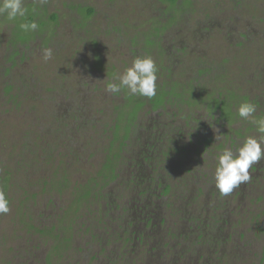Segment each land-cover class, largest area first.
Listing matches in <instances>:
<instances>
[{"label": "rangeland", "instance_id": "obj_1", "mask_svg": "<svg viewBox=\"0 0 264 264\" xmlns=\"http://www.w3.org/2000/svg\"><path fill=\"white\" fill-rule=\"evenodd\" d=\"M25 7L27 15L18 17L16 25L0 17V191L10 207L7 214H0V264H47V257L49 264H123V258L130 264H170L173 256L180 262L189 258L184 264H264V172L260 188L253 191L250 186L241 204L237 197L228 196L234 214L228 216L221 242L220 236L213 240L205 233L210 228L220 231L207 209L179 230L188 237H179L175 230L178 236L173 244L178 252L173 256L164 247L156 249L155 243L126 249L120 242L124 233L111 240H116L114 248L101 251L102 240L112 238L115 208L108 205L103 213L104 205L117 194L120 182L102 181L105 167L114 155L122 179L129 175L140 180L147 175L144 157L155 150L151 149L154 136L144 128H155L156 121L150 124L153 118L159 120L162 114L171 121V116L183 127L189 122V130L196 133L208 127L205 109L217 90L227 95V101L215 103L225 119H215L213 124L222 134L234 135L239 129L236 109L245 93L259 104L254 117L264 118V0H186L174 9L166 0H48L43 6L25 0ZM30 17L39 28L25 32L19 24ZM164 25L171 31H164L162 49L151 52L158 71L164 69L157 76L156 90L181 93L187 84L200 89L191 92L190 99L183 96L184 103L178 107L167 105L161 112L146 107L139 121L143 135L135 140L136 132L125 141L127 128L136 119L137 100L130 98L127 89L111 94L106 85L118 82L114 77L134 57L150 56L144 52L146 45H153L149 36ZM211 25L216 29L206 33ZM12 37L16 47H7ZM45 48L53 52L47 62L42 58ZM184 48L188 56L175 52ZM165 49L172 54L170 61L163 55ZM14 50L18 54L13 56ZM5 68L11 72L5 74ZM170 68L176 73L171 80L163 74ZM8 86L13 88L9 92ZM241 121L251 128L249 120ZM253 126L243 131L244 138L257 135ZM114 139L117 145L111 153ZM124 142L129 146L125 153ZM166 144V149H158V161L170 167L179 156L189 157L194 164L192 152L174 153L191 150L192 145ZM163 152L166 156L158 159ZM205 163L215 167L212 159ZM178 173L175 184L185 180L189 186L191 180ZM250 173L252 182L255 175ZM181 189L177 205L188 207L192 193ZM135 204L132 212L138 214L140 206ZM43 228H54V234L41 236ZM56 235L59 242L54 241Z\"/></svg>", "mask_w": 264, "mask_h": 264}, {"label": "flooded vegetation", "instance_id": "obj_2", "mask_svg": "<svg viewBox=\"0 0 264 264\" xmlns=\"http://www.w3.org/2000/svg\"><path fill=\"white\" fill-rule=\"evenodd\" d=\"M159 28L162 27L160 26ZM206 73L210 74L209 72ZM173 87L177 88L178 86L174 85ZM182 87L187 89L185 91H182L180 94L181 104L184 103L183 96H187V98L190 99V93L192 91L195 92L200 89V87L198 86H189L188 84L187 87ZM174 91L175 89L173 91L171 90L167 92L174 93ZM217 91L212 92V94L211 91L209 92L211 94L209 96L210 106L207 105V108L205 109V114L207 115L208 119V122L206 120L205 123L208 125V127H205L202 130L197 129L198 131L196 132H199V139L197 138L193 141H190V139H188L187 137L183 138L181 141V143H183V145L185 146L193 144L191 150L193 151L195 149L197 153V156L195 155L196 157L194 158V164H191L192 160L189 157H185L181 160L179 159V156H177V158L175 159L176 163H174L175 161L172 162V165L169 167V165L165 164L166 161H158L155 158V160L151 163V169L147 167V165L145 166L147 175H144L140 180L133 176L132 178L131 176L129 178L127 172H125L124 174V177L128 175L127 180H125V178L122 179V176L120 175V177L118 178L120 182L117 194H114L113 197L108 199L104 205L105 207L103 213L107 211L108 205L115 206V208L114 211L112 210V238L109 237L107 241L105 239L102 240L104 242L103 246L101 244V248H103L101 251L103 253H106L107 250H109V248L111 247L114 248V244H116L115 241L117 240V238L121 237L120 235L122 233H124L123 239L120 242L125 243L126 249L131 248L132 250V248L136 246L143 247L145 243H155L156 249H162V247H164L166 252L169 251V256H173V253L178 252V246L176 244H173V238L178 236V234H175V230H178V232L179 230H184L183 227L187 228V223H191L193 220L200 218L203 210L207 209L212 211L210 217L213 216V222L211 221V223L213 224V226L219 228L220 231H217V229L214 228H210L206 230L205 233H209V237L213 240H216L217 237L220 236L219 242H221V240L225 238V228L228 225V216H232L234 214L232 208L229 207L230 201H227L230 197V194L228 195L229 197L226 196L221 198L219 196L214 187V182L212 179V174L215 167L213 165L211 167L206 166L205 162H208V159H211V156L214 153L219 152L223 147H235L238 141H242L244 139L243 131L251 130V128L254 126L252 124L251 128H246L247 126H244L245 124L241 121L242 119L240 120V118L238 117L236 121L238 122L239 129L235 132V134H228L230 135L228 136L227 132H225V136L222 140L215 141V136L212 135L214 130V128L212 127L214 125L213 121L215 119H225L222 115V110L217 107L215 103L227 101V95L225 96L220 90L219 92ZM245 94L246 95H242L243 100L251 101L256 105L257 108L259 104L255 100H251V98L249 97V93L248 95L247 93ZM170 97L167 99L169 100ZM235 122H233L232 124H234ZM186 132L190 136L189 132ZM232 135L236 138H233ZM184 140H186L185 143L183 142ZM227 141H229V143H227ZM177 146H179V144ZM189 148H185L183 150L175 149L174 153L176 155L181 154L182 152L185 154L190 153L191 150H189ZM179 171L181 175H185L189 178V180H191L189 186H187L185 180H181L178 184H175V179H177ZM250 172H253V175H255L252 179V182H247V185H249L246 187H244V184H241L239 188L234 189V191L231 193L232 197H237L238 204H241L242 199L244 198L246 191L250 186H252V188L250 189L256 191L258 182H262V180L260 179L262 178L260 177V174L264 172V159H262L257 165L251 168ZM196 180L198 181V184ZM262 183H260L259 186L262 185ZM182 187L186 188V190L184 191L185 193L187 191L192 193L189 198L188 207L177 205L179 200L181 199L180 192H182L183 190L181 189ZM259 188L260 187H258V189ZM201 197L203 198V202L201 201ZM135 203H138L140 206L138 214H134L132 212L133 210L137 209ZM200 203H202V205ZM178 206L182 209L178 208ZM117 211L121 212L116 213ZM177 216L180 217V221L176 219ZM212 229L214 230L213 233ZM39 231L41 236H46L47 233L54 234V228L51 230L43 228ZM39 231H36L35 233L38 234ZM88 232L89 231L86 230L85 233ZM182 235H186V233H181L179 237H181ZM186 237H188V235H186ZM113 238H115L116 240L111 241ZM54 239V241L56 242H59L58 240H60L58 235H56ZM134 243L137 244L134 245ZM58 249L59 247H57L55 251ZM61 251L62 249H60V252ZM145 252L148 254L146 249ZM56 254H58V252H56L55 255ZM112 254H114V249L112 250ZM137 256H139L140 259L142 257L140 253H137ZM49 260L50 257H47L45 262L49 264ZM120 260L121 258L119 259V261ZM138 260L139 259H136V261ZM122 261L123 264L126 263L124 258L122 259ZM131 262L132 261H128L126 264H130ZM188 262L189 258L185 259L184 262H180L178 256H173V258H171L170 260V264H184Z\"/></svg>", "mask_w": 264, "mask_h": 264}, {"label": "clouds", "instance_id": "obj_3", "mask_svg": "<svg viewBox=\"0 0 264 264\" xmlns=\"http://www.w3.org/2000/svg\"><path fill=\"white\" fill-rule=\"evenodd\" d=\"M35 2L43 6L48 0H35ZM27 12L25 0H0V17L8 21H15L18 17L24 18ZM19 28L25 32H34L38 30L39 25L35 21L25 22L20 23ZM52 55L51 48L42 50V58L45 62L50 60ZM157 71L155 61L150 56L134 57L131 65L114 77V81L118 82L107 83L105 90L117 94L127 89L129 95L150 99L156 95ZM255 113L256 105L251 101L240 103L236 114L242 120H249L255 125L257 135H248L242 141H238L235 147H223L211 156L215 165L212 179L221 198L231 194L241 184L249 182L250 169L264 159V118L256 119ZM212 127L216 133L215 141L223 139L225 135L214 125ZM9 211V201L5 193L0 191V214H7Z\"/></svg>", "mask_w": 264, "mask_h": 264}, {"label": "trees", "instance_id": "obj_4", "mask_svg": "<svg viewBox=\"0 0 264 264\" xmlns=\"http://www.w3.org/2000/svg\"><path fill=\"white\" fill-rule=\"evenodd\" d=\"M166 1L168 2V4H170L172 9L176 8L178 6V4L181 3V1H183L184 4L186 3V0H166ZM185 8H186V5H185ZM83 13L85 14V12H83ZM92 13H93V11L89 10L88 11V16L91 17ZM34 19L35 18L30 17L27 20V22H33V21H35ZM53 20L55 22H57L58 17L54 16ZM171 21H174V20H171ZM11 22H14V21H11ZM14 23H15V25L17 24L16 22H14ZM161 27L162 28H160V30H159L160 32L159 33H154V34L149 36V38L152 39L151 41L153 42V45L152 46H147L145 44L146 46L144 48V52L146 54H150V57L152 55L151 52H153L154 49H156V48L162 49V45H163V42H164V37H163L164 31L165 30L171 31V28H169V27H167L165 25L161 26ZM214 29H216V27L211 25V27L207 31L206 30L205 31H206V33H208V31H213ZM217 29H218V27H217ZM182 35L183 34L181 33L180 36H182ZM14 40L15 39L12 37L11 40L9 39V43L8 44L11 45L14 42L15 44H13L14 45L13 47H16V42ZM155 42H157L158 44H161V46H159V47L157 45L155 46L154 45ZM9 45H7V47H9ZM174 50H175V47L172 49V51L174 52ZM164 51L165 52H163V55L164 56L165 55L168 56L167 61H170L172 59V54L170 52H168V50H166V49ZM175 52H178L179 54L184 53L182 55L183 57L188 56L186 48L183 49V52L180 49L176 50ZM15 54H18V52H16V50H14L11 55L14 56ZM162 69H163V66L160 68L159 71H157V76H158L159 72ZM5 71H7V72L6 73L4 72V73L8 74V73L11 72V69L5 68ZM206 71L209 72L208 69ZM163 74L169 80H171L174 77H176L175 76L176 73L171 68L168 69V70L163 71ZM0 77L2 78V75ZM12 89L13 88L10 87V86L7 87V91L8 92L11 91ZM175 91H174V93H170V92H167L165 90H156V95L154 97L150 98V99L146 98V97H142V96H140V97L131 96L130 97L131 99L133 98V99L137 100V105H136L137 114H136V119L132 122L133 123L132 126H128L129 128H127V131L128 130H130V131H129L128 136L125 138V141L131 140L132 134H135L136 132H137V136L135 135L136 136L135 140H137L141 135H143L144 130H148L149 132H151L152 136H154V143L152 144L153 146L151 147V149L155 150L156 154L151 152L148 155H146L144 157V163H143V165H147V167H149L150 169H151L152 161H154L156 156L158 155V149H166L167 148V147H165L167 145L166 142H168L170 144H178V143H180L182 141L183 138H187L188 137V139H190V141H193L194 139H197V138L199 139V137H200L199 134H198L199 132L194 133V131L189 130V122L186 123V127H183V125L177 124L178 122L173 120L171 116H170L171 121H168L167 118H164L162 116V114L160 115L159 120H156L157 118H153V120L150 122V124H151L152 122L156 121L155 128L151 127L149 125L147 128H144V130L141 129L142 132L140 131V127H141V124L139 122L140 121V115H141L142 111L145 110L146 107H150L153 110V112H161L160 110H164L167 107V105H170V106L172 105L173 107H178L179 105H181V101H180L181 100V95H180L181 93H179L178 91L176 93ZM169 97H170V99L168 100L167 98H169ZM130 98L128 100H126V102L127 101L130 102L129 101ZM138 112H140L139 117H138ZM175 117H176V115H175ZM117 126L119 127V125H117ZM186 131L189 132L190 136L187 134ZM114 136H113V138H114ZM150 140H152V139H150ZM116 141H117V139L116 140L114 139L112 141L113 145L110 148L111 153H112V151H114L113 146L117 145V144H115ZM160 141L163 143V145L162 146H160V145L157 146L158 143H156V142H160ZM123 145L125 147V150H124V153H125L126 152V147H129V146H127V144L125 142H124V144L122 143V147H123ZM192 147H193V144H192ZM191 152H192V154L197 156V153H196L195 149L193 151L191 150ZM164 156H166V155H164V152H163V153L160 154L158 159H160L161 157H164ZM116 163L117 162H116V160L114 158V155H113V159H111V157L109 158V161H108V163H107V165L105 167V172L103 173L102 181H103V179L105 181L108 180L107 183L110 184L111 182L116 181L120 177V174L117 172V169H116L117 168ZM114 164H115V166H114ZM108 176H110V177H108Z\"/></svg>", "mask_w": 264, "mask_h": 264}]
</instances>
